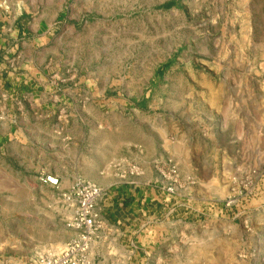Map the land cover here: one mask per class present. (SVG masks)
<instances>
[{
    "label": "rangeland",
    "instance_id": "1",
    "mask_svg": "<svg viewBox=\"0 0 264 264\" xmlns=\"http://www.w3.org/2000/svg\"><path fill=\"white\" fill-rule=\"evenodd\" d=\"M172 1L176 7L161 8ZM45 5L53 13L67 10L40 23L38 11L25 6L32 29L41 24L45 34L39 42L46 53L44 70L63 80L94 76L103 79V87L97 97H78L75 110L61 111L55 122L58 135L67 126L84 127L82 146L66 143L63 151H53L56 157L35 166L0 157V264L59 252L76 237L65 227L61 196L77 180L112 190L128 181L133 168L142 172L124 162L138 158L125 140L144 120L127 106V90L134 99L144 89L162 100L143 124L145 135L155 137L158 118L165 131L183 127L188 116L192 126L195 117L207 118L203 96L211 82L253 96L257 153L222 167V181L209 195L196 193L193 211L165 231L150 264H264V0H46ZM144 70L146 81L139 75ZM184 95L191 98L182 101ZM193 106L203 111L194 112ZM81 108L87 109L83 117ZM44 169L75 179L52 188L40 180Z\"/></svg>",
    "mask_w": 264,
    "mask_h": 264
},
{
    "label": "crops",
    "instance_id": "2",
    "mask_svg": "<svg viewBox=\"0 0 264 264\" xmlns=\"http://www.w3.org/2000/svg\"><path fill=\"white\" fill-rule=\"evenodd\" d=\"M45 2L0 0V157L13 159L20 166H35L36 161L56 157L53 151H63L66 143H81L82 146L87 139L84 127L67 126L62 135H58L55 122L61 111L75 110L78 97H97L103 87V79L94 76L63 80L59 76L50 77L44 70L46 53L44 48H39V42L45 34L41 24L32 29L25 6L38 11L40 23L61 18L67 10L61 8L53 13L47 10L50 5ZM78 9L73 8L72 12ZM139 75L147 80L145 70ZM209 86V93L203 96L206 104L202 107L210 114L207 118L195 117L196 125L192 126L193 118L188 116L183 127L179 125L165 131L161 119L156 117L155 137L145 135L143 124L150 118L148 113L162 105V100L152 96L151 91L144 94V89L139 90L140 98L134 99L133 91L127 90L130 99L127 106L133 115L144 120L138 121L140 140H133L137 132L127 133L129 136L125 140L128 148L138 150V158L130 156L124 162L140 166L142 172L133 175L131 171L128 181L115 189L101 188L104 197L98 209L103 230L91 251L93 264H150L156 258L157 246L164 241L165 231L177 226L181 218L193 211L198 201L196 193L209 195L208 191L222 181V167L256 155L259 126L253 114L257 109L253 96L245 92L239 94L233 89L230 93L226 84L211 82ZM189 98L184 95L182 101ZM188 108L192 114V106ZM193 109L194 112L203 111L199 107L193 106ZM86 112V108H81L80 117ZM148 133L152 135L153 132ZM7 139L10 141L5 142ZM254 149L255 152L249 154ZM167 157L178 166L180 188L185 191L179 189L177 196L165 193L163 179L156 168V164ZM147 165L152 170L150 174L145 168ZM47 171L44 169L41 176L51 174ZM51 175L64 185L75 179L59 171ZM186 199L188 204H184Z\"/></svg>",
    "mask_w": 264,
    "mask_h": 264
},
{
    "label": "built area",
    "instance_id": "3",
    "mask_svg": "<svg viewBox=\"0 0 264 264\" xmlns=\"http://www.w3.org/2000/svg\"><path fill=\"white\" fill-rule=\"evenodd\" d=\"M157 171L163 179V189L168 196H176L181 185L178 166L172 159L157 163ZM132 174H140L133 168ZM44 185L59 189L61 180L51 174H43ZM104 192L96 184L77 180L61 196L65 208V227L76 237L56 253H47L20 260L18 264H93L91 251L103 230V221L98 209Z\"/></svg>",
    "mask_w": 264,
    "mask_h": 264
},
{
    "label": "trees",
    "instance_id": "4",
    "mask_svg": "<svg viewBox=\"0 0 264 264\" xmlns=\"http://www.w3.org/2000/svg\"><path fill=\"white\" fill-rule=\"evenodd\" d=\"M176 6H177V3H176L175 1H172V2H170V3H168V4H165V5L162 6L161 8H162V9H172V8H174V7H176ZM170 64H171V63H169L168 65H166L165 68H167L168 66H170Z\"/></svg>",
    "mask_w": 264,
    "mask_h": 264
}]
</instances>
